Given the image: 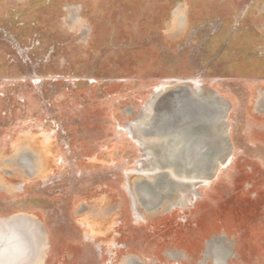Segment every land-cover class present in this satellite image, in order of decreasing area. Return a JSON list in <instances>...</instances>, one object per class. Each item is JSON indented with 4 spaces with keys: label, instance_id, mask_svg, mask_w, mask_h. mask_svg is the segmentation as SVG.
Masks as SVG:
<instances>
[{
    "label": "rangeland",
    "instance_id": "obj_1",
    "mask_svg": "<svg viewBox=\"0 0 264 264\" xmlns=\"http://www.w3.org/2000/svg\"><path fill=\"white\" fill-rule=\"evenodd\" d=\"M0 191L40 264H264V0H0Z\"/></svg>",
    "mask_w": 264,
    "mask_h": 264
},
{
    "label": "crops",
    "instance_id": "obj_2",
    "mask_svg": "<svg viewBox=\"0 0 264 264\" xmlns=\"http://www.w3.org/2000/svg\"><path fill=\"white\" fill-rule=\"evenodd\" d=\"M5 194H2L0 191V219H3L7 222L10 221H17V220H23V221H27V222H32L35 224V230L38 233L39 239L40 241L38 242V245L36 243L35 247L37 248V257H38V261L35 264H40L41 260H43L44 258V254L45 251H49L50 250V242L49 241V236H48V231L46 230V225L45 222L40 218V216H38V212L40 213V209H29L28 207H23L20 205V211L18 212H14L13 206L17 205L16 198H14L12 200V203H8L7 199H5L4 201H2L4 198ZM3 198V199H2ZM4 210H7L6 212ZM10 224V223H8ZM42 225L43 230H41L40 226ZM22 236L24 237V235L22 234ZM26 238V237H25ZM36 248L35 250L31 249L30 246L26 247L24 252V256L25 258H27V260H31L28 259L29 255L31 256L33 253L36 252ZM32 250V251H31ZM32 253V254H31ZM29 264V262L27 263Z\"/></svg>",
    "mask_w": 264,
    "mask_h": 264
},
{
    "label": "flooded vegetation",
    "instance_id": "obj_3",
    "mask_svg": "<svg viewBox=\"0 0 264 264\" xmlns=\"http://www.w3.org/2000/svg\"><path fill=\"white\" fill-rule=\"evenodd\" d=\"M116 198H117L118 200H120V198H119L118 196H117Z\"/></svg>",
    "mask_w": 264,
    "mask_h": 264
},
{
    "label": "bare ground",
    "instance_id": "obj_4",
    "mask_svg": "<svg viewBox=\"0 0 264 264\" xmlns=\"http://www.w3.org/2000/svg\"><path fill=\"white\" fill-rule=\"evenodd\" d=\"M180 82H184L183 80H181Z\"/></svg>",
    "mask_w": 264,
    "mask_h": 264
}]
</instances>
